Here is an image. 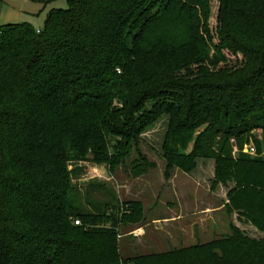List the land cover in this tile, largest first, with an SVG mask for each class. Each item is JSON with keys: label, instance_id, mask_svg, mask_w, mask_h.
I'll list each match as a JSON object with an SVG mask.
<instances>
[{"label": "trees", "instance_id": "1", "mask_svg": "<svg viewBox=\"0 0 264 264\" xmlns=\"http://www.w3.org/2000/svg\"><path fill=\"white\" fill-rule=\"evenodd\" d=\"M66 4L42 29L0 26V264H120L117 228L141 206L84 212L75 165L135 151L131 174H146L140 136L162 116L164 177L213 160L212 186L234 183L230 207L264 231V0ZM250 144L256 157L242 153ZM132 261L264 264V240L236 230Z\"/></svg>", "mask_w": 264, "mask_h": 264}, {"label": "rangeland", "instance_id": "2", "mask_svg": "<svg viewBox=\"0 0 264 264\" xmlns=\"http://www.w3.org/2000/svg\"><path fill=\"white\" fill-rule=\"evenodd\" d=\"M66 8V0L46 6L27 0H0V26L29 23L34 29H42L50 10ZM214 23L212 14V26ZM167 125V117L162 116L140 136V154L155 165L142 176L131 174V162L137 159L135 151L113 167L94 163L75 165L80 171L73 185L79 189L78 202L84 212L98 214L99 209L102 212L117 201L119 205L139 203L141 206L138 221L125 218L117 228L120 264H133L132 260L141 255L162 254L231 237L236 230L247 239L263 241L264 231L258 229L242 209L230 207L228 192L234 183L212 186L213 160H197L196 168L190 173L173 168L170 177H164L166 163L162 147ZM191 148L192 143L187 152ZM242 153L256 157L251 144L245 145ZM233 154H237L236 148ZM247 196L246 199L250 198ZM76 219L79 218H74L73 225ZM79 221L81 227L82 221Z\"/></svg>", "mask_w": 264, "mask_h": 264}, {"label": "built area", "instance_id": "3", "mask_svg": "<svg viewBox=\"0 0 264 264\" xmlns=\"http://www.w3.org/2000/svg\"><path fill=\"white\" fill-rule=\"evenodd\" d=\"M74 224H75V225H79L80 222H79L78 220H76V221L74 222Z\"/></svg>", "mask_w": 264, "mask_h": 264}, {"label": "water", "instance_id": "4", "mask_svg": "<svg viewBox=\"0 0 264 264\" xmlns=\"http://www.w3.org/2000/svg\"><path fill=\"white\" fill-rule=\"evenodd\" d=\"M248 152L250 151V149L247 150Z\"/></svg>", "mask_w": 264, "mask_h": 264}, {"label": "crops", "instance_id": "5", "mask_svg": "<svg viewBox=\"0 0 264 264\" xmlns=\"http://www.w3.org/2000/svg\"><path fill=\"white\" fill-rule=\"evenodd\" d=\"M28 1V0H27ZM37 30H39V29H37ZM138 201V200H137Z\"/></svg>", "mask_w": 264, "mask_h": 264}]
</instances>
